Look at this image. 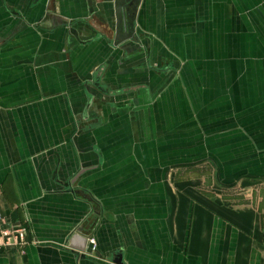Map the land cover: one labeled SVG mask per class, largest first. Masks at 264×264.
<instances>
[{"label":"crops","instance_id":"crops-1","mask_svg":"<svg viewBox=\"0 0 264 264\" xmlns=\"http://www.w3.org/2000/svg\"><path fill=\"white\" fill-rule=\"evenodd\" d=\"M260 180L264 0H0V264H264Z\"/></svg>","mask_w":264,"mask_h":264},{"label":"built area","instance_id":"built-area-1","mask_svg":"<svg viewBox=\"0 0 264 264\" xmlns=\"http://www.w3.org/2000/svg\"><path fill=\"white\" fill-rule=\"evenodd\" d=\"M89 243L94 246V240ZM28 244V227L25 224L10 223L0 217V256L19 251Z\"/></svg>","mask_w":264,"mask_h":264},{"label":"rangeland","instance_id":"rangeland-1","mask_svg":"<svg viewBox=\"0 0 264 264\" xmlns=\"http://www.w3.org/2000/svg\"><path fill=\"white\" fill-rule=\"evenodd\" d=\"M231 194H249L250 200L264 215V180L241 187H236L230 191Z\"/></svg>","mask_w":264,"mask_h":264},{"label":"water","instance_id":"water-1","mask_svg":"<svg viewBox=\"0 0 264 264\" xmlns=\"http://www.w3.org/2000/svg\"><path fill=\"white\" fill-rule=\"evenodd\" d=\"M129 5L133 11H136L137 5H138V0H129ZM121 11L123 13V24H124V28H125V32H126V28H127L126 17H127V15H129V18H130V12H129V10H124V9H121ZM116 264H120V262L118 261Z\"/></svg>","mask_w":264,"mask_h":264}]
</instances>
